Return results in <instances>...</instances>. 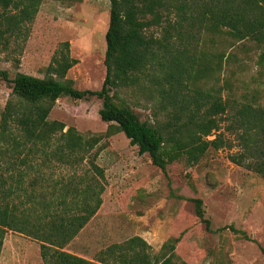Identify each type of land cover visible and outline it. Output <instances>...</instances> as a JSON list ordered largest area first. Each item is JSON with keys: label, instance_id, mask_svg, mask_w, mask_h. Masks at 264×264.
I'll return each instance as SVG.
<instances>
[{"label": "trees", "instance_id": "trees-1", "mask_svg": "<svg viewBox=\"0 0 264 264\" xmlns=\"http://www.w3.org/2000/svg\"><path fill=\"white\" fill-rule=\"evenodd\" d=\"M43 1L0 0V38L5 46L11 38H28ZM109 4L105 77L99 89H77L67 76L78 61L71 56L68 41L60 43L43 77L17 71L10 78L0 72L11 88L0 119V249L11 229L41 242L45 264H179L175 253L179 236L167 238L155 253L145 239L134 235L111 243L95 261L63 250L102 204L104 169L92 153L101 135L85 136L74 126L49 119V114L60 97L97 96L98 114L107 123L105 134L123 132L164 173L176 161L196 164L211 148L231 149L237 139L242 151L231 159L264 176V107L229 104L220 89L202 87L220 69L223 53L198 50L205 34L226 33L237 41L255 42L263 63L264 0H109ZM129 88L150 93L154 123L141 120L125 101L121 92ZM83 163L87 164L82 175L73 172L54 179L43 170L55 165L79 168ZM193 201L196 215L210 230L202 199ZM232 230L249 239L243 230Z\"/></svg>", "mask_w": 264, "mask_h": 264}, {"label": "rangeland", "instance_id": "rangeland-1", "mask_svg": "<svg viewBox=\"0 0 264 264\" xmlns=\"http://www.w3.org/2000/svg\"><path fill=\"white\" fill-rule=\"evenodd\" d=\"M109 5V0L43 1L26 40L11 38L5 46L0 38V72L6 71L10 78L17 71L43 77L60 43L68 41L70 54L78 61L67 76L77 89H99L105 77ZM155 32L159 35L160 28ZM205 35L198 50L220 51L223 57L220 69L202 87L220 89L229 104L249 102L264 107V62L259 63L256 43L237 41L226 33ZM1 76L0 119L11 92ZM121 95L141 120L156 121L147 90L129 88ZM100 107L97 96L82 100L60 97L49 114V119L74 126L85 136L101 135L92 153L104 169L102 204L63 250L95 261L108 245L134 235L145 239L155 253L167 238L179 236L175 248L179 264H264V176L231 159L242 151L237 139L231 149L211 148L196 164L176 161L164 173L123 132L105 134L107 123L98 114ZM86 164L43 170L57 179L73 172L82 175ZM193 198L202 199L210 230L196 215ZM232 227L246 232L249 239ZM40 246L38 239L8 229L0 264H45Z\"/></svg>", "mask_w": 264, "mask_h": 264}]
</instances>
